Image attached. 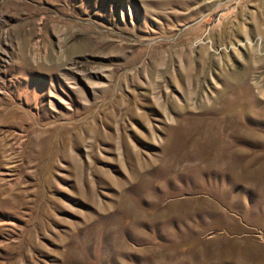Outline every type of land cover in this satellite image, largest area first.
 <instances>
[{"label": "rangeland", "instance_id": "rangeland-1", "mask_svg": "<svg viewBox=\"0 0 264 264\" xmlns=\"http://www.w3.org/2000/svg\"><path fill=\"white\" fill-rule=\"evenodd\" d=\"M264 264V0H0V264Z\"/></svg>", "mask_w": 264, "mask_h": 264}, {"label": "crops", "instance_id": "crops-1", "mask_svg": "<svg viewBox=\"0 0 264 264\" xmlns=\"http://www.w3.org/2000/svg\"><path fill=\"white\" fill-rule=\"evenodd\" d=\"M188 264H192V262H189Z\"/></svg>", "mask_w": 264, "mask_h": 264}]
</instances>
